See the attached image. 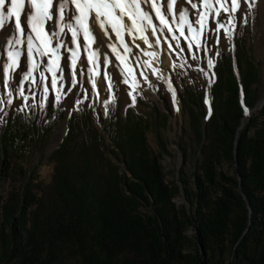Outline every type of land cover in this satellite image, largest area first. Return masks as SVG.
Wrapping results in <instances>:
<instances>
[{
  "label": "trees",
  "instance_id": "trees-1",
  "mask_svg": "<svg viewBox=\"0 0 264 264\" xmlns=\"http://www.w3.org/2000/svg\"><path fill=\"white\" fill-rule=\"evenodd\" d=\"M233 43L212 60L206 105L183 85L197 151L189 176L180 168L165 180L132 103L107 102L106 148L82 97L65 113L48 98L5 102L0 184L21 175L0 193V264H264V102L244 114L258 99V68L243 38ZM59 116L64 131L46 155L52 169L42 183L22 169L21 155L45 146ZM221 161L231 172L217 168ZM180 190L191 208L176 202Z\"/></svg>",
  "mask_w": 264,
  "mask_h": 264
},
{
  "label": "rangeland",
  "instance_id": "rangeland-1",
  "mask_svg": "<svg viewBox=\"0 0 264 264\" xmlns=\"http://www.w3.org/2000/svg\"><path fill=\"white\" fill-rule=\"evenodd\" d=\"M223 2V0H221ZM240 8L232 13L234 19H230L227 13L221 11L220 16L217 18L220 23L224 24V28L219 27V23L213 27V18L211 16L207 19V26L202 34L197 35L196 31L189 32L187 26L180 29L178 23L173 24L177 26V29L172 27V31H168L167 28L163 29L164 34L168 37V40L172 47L171 55L173 59L172 73H173V85L177 93L176 103L178 104V111L175 109L174 103L168 99L166 90L164 89V82L160 77L151 75L146 68L135 59H129L127 56L120 54V58L117 56L106 57L105 53L102 55L101 66L97 67L93 71H85L81 73V67L87 63V55L83 49L84 41L81 39L80 55L77 61L75 81L76 83L69 92V85L67 83L68 73L70 70L71 58L70 53L62 49L63 54L59 60V67L64 68V83L61 87L60 83L57 84V90H53L51 87L52 76L50 73H45L48 76L46 81L49 86V92L46 98L51 101H55L56 96L59 94L61 99L57 104L62 108V112L68 106H70L78 97H82L84 101H90L92 103L91 121L102 133L103 141L106 143V148L110 147L108 136L102 129V116L107 112L106 104L108 101H112L118 104L120 108L125 103H132L136 111L146 121L145 140L149 151L152 154H157L158 159L162 165L164 172V178L166 181L177 177L178 169L184 170L189 176L194 168L195 157H197L196 144L192 138L191 131L188 125V114L185 104L182 100L184 96L183 85L190 86L194 91L199 92V96L206 105V94L211 84V68L208 64L209 60H213L217 57L220 50H233V36L236 42L244 40V45L248 48V53L258 68V99L263 98L264 102V0H239ZM251 5V6H250ZM230 6V0H229ZM145 8V11L148 9ZM203 11V6L200 8ZM196 17L189 16L190 21H194ZM153 23L157 25L158 30L162 27L159 21L153 16ZM193 28L198 29L199 26L193 23ZM185 32V36H180V31ZM228 32L232 35L229 38ZM93 33L96 32L93 29ZM173 35L179 37V41L172 39ZM188 37V39H185ZM69 41L71 36L68 37ZM193 43L191 48L188 47L189 42ZM199 45V47H197ZM73 47V43H70V47ZM92 49L95 47V43L91 44ZM183 49V51H181ZM5 49V56H6ZM23 59L24 50L21 49ZM61 52V53H62ZM68 56V65L65 67L64 57ZM111 61L106 64L105 59ZM121 61L123 64L121 65ZM87 68H93L91 63H87ZM102 68V71L100 69ZM123 68V71H122ZM43 70V66L41 68ZM19 71V69L17 70ZM128 74V83L125 84V75ZM235 73V71H234ZM33 75L40 80L39 71L34 72ZM56 76H60L59 70H56ZM95 77L96 88H92L91 78ZM106 76L111 77L112 87L109 91L108 80ZM103 82V87L97 88L99 82ZM15 77L10 81L11 84H15ZM253 86V83L250 85ZM25 95L29 98L27 101L17 98L15 89H12L13 95L11 97L12 104L10 106L16 107L18 105H26L28 101L34 100L38 105L45 98L43 91V85H31L28 82L24 83ZM8 88L0 85V100H7L6 92ZM98 93V94H97ZM66 94V95H65ZM135 96V102L133 103L132 97ZM257 99V100H258ZM4 103H0V113L3 109ZM254 106V107H253ZM251 111L257 108L258 105H253ZM250 111V112H251ZM163 114L165 118L162 119ZM205 118H201L204 123ZM3 116H0V128L3 126ZM63 117H58L55 120L54 127L50 132L49 138L45 146L41 150H24L21 155V166L25 171L28 167L35 170L36 179L42 183H46L50 178L52 169V161L46 158L47 153L58 141L56 138L59 132L64 131ZM61 136V135H60ZM59 139V138H58ZM103 155L108 157L110 161L118 163L116 159L104 149ZM217 168L224 172H231L229 163L225 161L218 162ZM21 175V173H20ZM20 175L16 172H12L10 176H7L0 184V193L4 196L11 187L18 185ZM177 203H186L187 208H191L190 200L185 197L181 190V194L175 198ZM188 233L191 229L186 230Z\"/></svg>",
  "mask_w": 264,
  "mask_h": 264
},
{
  "label": "snow or ice",
  "instance_id": "snow-or-ice-1",
  "mask_svg": "<svg viewBox=\"0 0 264 264\" xmlns=\"http://www.w3.org/2000/svg\"><path fill=\"white\" fill-rule=\"evenodd\" d=\"M167 10L168 15L161 11L160 4ZM188 3L190 8L195 10L193 13L196 19L189 20V12L187 9L180 7L177 9V0H0V85L8 88L6 96L8 99L0 100V103L12 104V89L17 93V98L23 101L28 100L25 95L24 83L28 82L31 85H43L45 98L49 92V86L46 82L48 76L46 72L52 76L51 87L57 90V84L61 87L64 83V68L59 67V60L61 58V50L64 49L70 53L71 64L68 73L67 83L69 85V92L72 87L79 83L75 81L77 61L80 55L81 39H83V48L87 55V63H91L93 68H87V63L81 67V73L93 71L98 66L99 51L94 50L91 44L96 43L102 45L103 39L97 41L99 31L95 34L93 29L103 30L105 36L111 41L113 33L117 42L122 47V52L125 54L132 53V48L123 40V36L127 34L131 38V43L134 47L139 48L140 45L136 43L139 39L147 44L150 48L153 44L148 40V32L155 37V45L160 44V37L157 35V25L153 23V15L162 26L160 31L164 28L172 31L169 22V15L173 22L179 24L180 29L185 25L189 32L196 31L197 35L202 34L207 26V19L209 16L213 18V27L219 23L221 29L224 24L217 19L221 11L227 13L230 19H234L232 13L240 8L239 0H203V11L197 3L192 0H180L181 5ZM143 6H147L145 11ZM251 6V5H250ZM23 16V25L21 17ZM12 21L13 23H9ZM193 23L198 25V29L193 28ZM59 25L58 31L56 25ZM25 29H28L26 32ZM71 34L70 43L75 44L74 48H68L67 44L59 39L61 34ZM232 35L228 32V37ZM180 36H185L183 30L180 31ZM172 39L179 41V37L173 35ZM188 39V37H185ZM53 41H57L53 46ZM25 45L26 54H24V63H21L22 52L19 46ZM193 43L190 41L188 47L191 48ZM108 48L116 54L117 59L120 58V50H118L116 43H109ZM171 48L172 45L168 44ZM199 47V45H197ZM5 49L6 56H5ZM145 55H150L153 58L157 57V53L147 52L143 49ZM183 51V49H181ZM107 57V53H105ZM65 67L68 65V56L64 57ZM105 63H111L107 58ZM145 63H148L145 61ZM123 61H121V65ZM209 66L212 61H208ZM43 66V70H41ZM19 69V71H17ZM56 70H59L60 76H56ZM39 71L40 80L37 81L34 72ZM123 71V68H122ZM124 83H128V74L125 72ZM15 77L16 83L10 85V81ZM108 80V89L111 90V77L106 76ZM92 88H96V80L93 76L91 78ZM103 87V82L101 83ZM174 93V90H173ZM98 94V93H97ZM66 95V94H65ZM61 96L58 94L55 102H59ZM133 103L135 96L132 97ZM244 113L248 115V109H244Z\"/></svg>",
  "mask_w": 264,
  "mask_h": 264
},
{
  "label": "bare ground",
  "instance_id": "bare-ground-1",
  "mask_svg": "<svg viewBox=\"0 0 264 264\" xmlns=\"http://www.w3.org/2000/svg\"><path fill=\"white\" fill-rule=\"evenodd\" d=\"M192 2L197 3L200 8L203 6V0H192ZM212 3L215 4V0H212ZM147 8V6H145ZM161 7V11L162 13H164L165 15H168L167 10L163 7V4L161 2L160 4ZM177 9H179L180 7H183L185 9L188 10L189 12V16H193V13L195 12V10L190 8V5L188 3H183L181 5L180 0H177ZM148 9V8H147ZM154 16V15H153ZM169 22L171 24V27H173L174 29H177V26H175L172 21L171 16L169 15ZM9 23H13L12 21H10ZM21 23L23 25V16L21 17ZM58 27L59 25H56V29L58 31ZM158 30V28H157ZM25 31L27 32L28 29H25ZM95 32L99 31V36L97 37V41H99L100 39H103L104 43L102 45H99L95 43V47L94 50H98L99 51V61H98V66H101V62H103L102 60V55L104 53H107L108 56H114L116 57V54L112 53V50L110 48L107 47V45L109 43H116V46L118 48V50H120V54L127 56L130 60L131 59H135L137 60L139 63H141L146 70L151 74L154 75L155 77H160L163 82H164V89L166 90V94L169 100H171L174 105H175V109L176 111H178V104L176 103L177 100V93L174 89V85H173V73H172V66H173V59H172V55H171V50L168 47V44H170L168 37L164 34V32L158 30L157 31V35L160 37V44L159 45H155V37L152 36L151 32H148V40L150 43L153 44V47H149L147 44H145L143 41L137 39L136 43L140 45L139 48L134 47V45L131 43V38L125 34L123 36V40L128 43L129 47L132 48V53L130 54H125L122 52V47L119 44V42H117L116 37L113 33L109 32V35L112 36V40L110 41L108 39L107 36L104 35L103 30H99V29H94ZM71 34L70 33H66V34H61V36L59 37V39L61 41H63L65 44H67V47H70V42H69V38ZM57 43V41H53V46H55V44ZM20 49L24 50V54H26V47L25 45H21L19 46ZM75 44H73L74 48ZM141 49L147 51V52H153L155 51L157 53V57L153 58L150 55H145L144 51H141ZM62 52V50H61ZM84 52L85 54H88L84 51V48L82 49L81 53ZM63 54V52L61 53ZM24 56V55H23ZM145 61H147L148 63H145ZM21 63H24V57L23 59H21ZM97 67H95L94 69H96ZM100 71H102V68L100 69ZM98 86L97 88L100 89L101 88V83L100 81L97 82ZM174 90V93H173ZM178 101V100H177Z\"/></svg>",
  "mask_w": 264,
  "mask_h": 264
},
{
  "label": "water",
  "instance_id": "water-1",
  "mask_svg": "<svg viewBox=\"0 0 264 264\" xmlns=\"http://www.w3.org/2000/svg\"><path fill=\"white\" fill-rule=\"evenodd\" d=\"M232 45H233V43H232ZM233 59H234V56H233ZM235 76L238 78L239 77V74H238V72L236 71V69H235ZM241 95H242V90H241ZM262 102H263V98H260V99H258L256 102H255V105H258V106H260L261 104H262ZM254 107V106H253ZM248 109V113L251 111V109H252V107L251 108H247ZM67 110V108L64 110V112ZM245 114V113H244ZM62 133L61 132H59V135L57 136V140H58V138L60 137V135H61ZM181 191V190H180Z\"/></svg>",
  "mask_w": 264,
  "mask_h": 264
}]
</instances>
